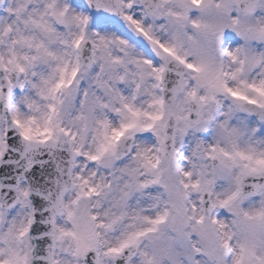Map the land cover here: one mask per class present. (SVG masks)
Instances as JSON below:
<instances>
[{
    "label": "snow or ice",
    "instance_id": "6c2138e0",
    "mask_svg": "<svg viewBox=\"0 0 264 264\" xmlns=\"http://www.w3.org/2000/svg\"><path fill=\"white\" fill-rule=\"evenodd\" d=\"M0 264H264V0H0Z\"/></svg>",
    "mask_w": 264,
    "mask_h": 264
}]
</instances>
